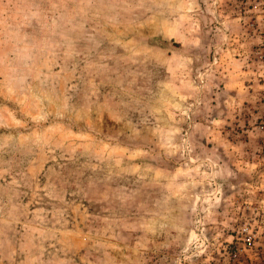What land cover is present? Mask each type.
<instances>
[{"label":"rangeland","instance_id":"obj_1","mask_svg":"<svg viewBox=\"0 0 264 264\" xmlns=\"http://www.w3.org/2000/svg\"><path fill=\"white\" fill-rule=\"evenodd\" d=\"M264 212V0H0V264H225Z\"/></svg>","mask_w":264,"mask_h":264},{"label":"built area","instance_id":"obj_2","mask_svg":"<svg viewBox=\"0 0 264 264\" xmlns=\"http://www.w3.org/2000/svg\"><path fill=\"white\" fill-rule=\"evenodd\" d=\"M255 216L251 222L241 223L224 251L225 264H264V212L256 210Z\"/></svg>","mask_w":264,"mask_h":264}]
</instances>
